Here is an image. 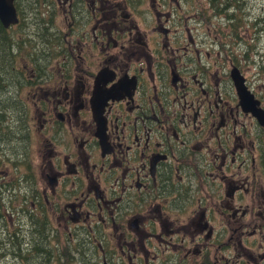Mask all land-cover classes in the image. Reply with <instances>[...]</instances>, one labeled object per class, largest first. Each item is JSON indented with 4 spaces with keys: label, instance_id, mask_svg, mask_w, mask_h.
Returning <instances> with one entry per match:
<instances>
[{
    "label": "flooded vegetation",
    "instance_id": "af4514ba",
    "mask_svg": "<svg viewBox=\"0 0 264 264\" xmlns=\"http://www.w3.org/2000/svg\"><path fill=\"white\" fill-rule=\"evenodd\" d=\"M14 5L0 264H264V5Z\"/></svg>",
    "mask_w": 264,
    "mask_h": 264
},
{
    "label": "trees",
    "instance_id": "16d2710c",
    "mask_svg": "<svg viewBox=\"0 0 264 264\" xmlns=\"http://www.w3.org/2000/svg\"><path fill=\"white\" fill-rule=\"evenodd\" d=\"M1 30L3 31L4 28L0 24V31ZM13 44L16 45V43H12V40L10 41L9 39H7L6 35L2 33V35L0 36V53L6 52V71L15 68V66L12 65V57H10L9 54H13V49L11 50ZM4 68V65L0 61V70H3ZM0 76L2 78L4 75ZM7 80H11V85L13 84L14 77L10 76V72H6V81ZM13 103L14 102H12L10 106H6V135L17 132V130L15 131L13 128L9 129V125H12L13 123H16L18 121L20 113L22 111V109L18 105Z\"/></svg>",
    "mask_w": 264,
    "mask_h": 264
},
{
    "label": "water",
    "instance_id": "95a60500",
    "mask_svg": "<svg viewBox=\"0 0 264 264\" xmlns=\"http://www.w3.org/2000/svg\"><path fill=\"white\" fill-rule=\"evenodd\" d=\"M0 20L5 27L19 22L14 0H0Z\"/></svg>",
    "mask_w": 264,
    "mask_h": 264
},
{
    "label": "rangeland",
    "instance_id": "374dc122",
    "mask_svg": "<svg viewBox=\"0 0 264 264\" xmlns=\"http://www.w3.org/2000/svg\"><path fill=\"white\" fill-rule=\"evenodd\" d=\"M252 1V3H254V0H251ZM258 3H261V5H264V0H255V3L254 4H258ZM251 7H253V6H251ZM260 11H263V13H264V10H259V11H256L257 13H256V15H258L259 13H260ZM35 174H36V177L37 178H41V175H40V170L37 168V171H35Z\"/></svg>",
    "mask_w": 264,
    "mask_h": 264
},
{
    "label": "bare ground",
    "instance_id": "6f19581e",
    "mask_svg": "<svg viewBox=\"0 0 264 264\" xmlns=\"http://www.w3.org/2000/svg\"><path fill=\"white\" fill-rule=\"evenodd\" d=\"M252 4H254V3H252ZM258 17V20H260L261 21V24L264 26V13H263V11H260V13L257 15Z\"/></svg>",
    "mask_w": 264,
    "mask_h": 264
}]
</instances>
